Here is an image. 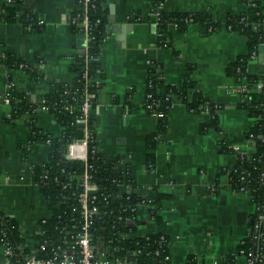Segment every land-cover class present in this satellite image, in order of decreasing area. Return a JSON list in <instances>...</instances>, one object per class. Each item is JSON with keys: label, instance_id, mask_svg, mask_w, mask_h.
Wrapping results in <instances>:
<instances>
[{"label": "crops", "instance_id": "crops-1", "mask_svg": "<svg viewBox=\"0 0 264 264\" xmlns=\"http://www.w3.org/2000/svg\"><path fill=\"white\" fill-rule=\"evenodd\" d=\"M264 5V0H257ZM76 0H0V56L10 53L26 63L43 61V78L35 80L24 71L0 66V211L19 225L24 247L33 249L41 221L51 217L47 201L32 183V167L45 162L49 148L43 143L30 145V122L22 118L8 122L11 108L2 99L9 80L18 93L32 104H39L56 83H73L71 65L83 52L84 36L74 30L71 19ZM166 13H210L219 30L208 32L198 25L180 33L170 26L169 46L158 45L157 28L150 22H132L130 15L150 17L155 6ZM6 6L18 12L31 11L45 21L39 30L29 32L17 20H2ZM108 12L99 57L103 72L99 102L91 113L100 152L114 161L122 158L131 165L135 193L147 196L146 187L169 196L163 202L161 222L147 217V207L138 209L140 235L163 233L169 238L170 264H187L194 257L198 264H216L233 253L251 235V220L257 207L248 193H235L222 177L233 168L236 155L223 153L222 139L235 141L238 153L253 155L255 144L244 139L255 120L238 107V83L227 67L248 52L244 36L229 32L226 17L243 14L242 0H104ZM161 67L167 85H181L193 70V79L204 96L223 104L220 132H202L206 116L189 112L175 103L168 116V129L155 150L156 162L147 167L146 137L155 132L156 118L144 110L149 71ZM259 74L252 61L248 68ZM257 84L255 92H260ZM46 133L60 136L62 127L51 113L38 110L30 117ZM245 259L239 258L240 264ZM0 264H7L0 244Z\"/></svg>", "mask_w": 264, "mask_h": 264}, {"label": "trees", "instance_id": "trees-1", "mask_svg": "<svg viewBox=\"0 0 264 264\" xmlns=\"http://www.w3.org/2000/svg\"><path fill=\"white\" fill-rule=\"evenodd\" d=\"M76 11L72 17L77 14H87L90 20L94 23L92 30V41L89 47V55L100 57L102 48V38L104 36L105 25L108 21V12L103 7L104 0H93L92 3L85 5L84 0H76ZM247 4V10L243 14H229L226 17V27H232V32L244 36L247 40V54L240 56L236 62L230 64L226 72L229 76L235 78L238 84L246 83L248 92L241 93L240 97L242 102L238 105L239 108L245 110L250 118L255 120L254 125L245 134L244 139L252 141L255 144V151L253 155L238 153L234 148L235 141L227 138L221 140L219 147L223 153L235 154L236 163L233 168L225 169L222 172V177L226 180L227 187L235 193L247 192L253 202L256 204L257 210L251 222L252 233L250 237L241 243L237 249L224 258L219 264H238V256L241 251L247 255L250 254L259 264H264V224H261V216L264 215V74H252L249 72V65L259 55L260 46L264 44V5L259 1H254L255 6L249 0H242ZM159 7L156 5L152 14L155 13ZM5 22L14 23L17 20L27 26L36 21V16L31 11L18 12L11 6H6ZM100 20L98 24H95ZM151 16L144 18L140 14H134L130 20L132 22H150ZM198 25L202 29H206L212 33L220 28L219 22L212 20L211 14L206 13H193V12H172L166 13L161 11L158 25V45L161 47L169 46L167 40L170 39L171 33L170 26H173L180 33H185L188 26ZM74 30L82 34L81 27L73 24ZM39 30V29H38ZM41 61V60H40ZM39 61H37L38 63ZM0 66L5 67L7 70L16 71L20 70L23 66V71L35 80L43 78V72L34 68L32 63H26L17 60L12 54L6 53L0 56ZM86 58L83 54L75 57L74 63L71 65L72 72L76 73V79L73 83H56L51 87L45 99L50 107V113L56 118L57 123L63 128L60 136H55L50 133L44 132L36 126V123L30 116H33L38 110V104L29 103L23 94L17 92L13 87L10 91V108L11 113L7 121L14 123L15 121L28 118L30 122V143L36 141H50V151L47 162L35 165L32 172V183L38 185L41 194L47 198L49 209H54V205L58 202L61 195H70L73 189L62 190V185L74 182L80 184V178L83 176L85 167L81 161H70L66 156L64 149L61 147L62 140H68L70 133H74L75 138L81 139L83 137L82 128L76 126V120L79 112L72 115L64 110L68 104H78L82 101V91L88 89L89 92L96 94V99L93 100V108L98 105L100 90L103 86L101 83L98 87L93 83H87L83 76L85 73ZM161 67L155 66L149 71L146 93L145 96L151 95V98H146L144 108L148 115L162 113L161 118H156L157 126L155 132L146 137L147 149V167L152 168L155 166L156 155L155 150L158 147L160 138L166 134L168 129V116L177 102L186 106L187 110L193 114L208 115L206 122L200 123L202 132L215 130L221 131L219 123V114L225 105L215 102L204 96L203 92L199 89L197 82L193 79V70L189 69L183 77L181 85H167L160 73ZM99 70L102 71L100 63H92L89 65L88 75L94 76ZM103 78V72L100 74ZM11 81V80H10ZM257 84H262L260 92H255L254 88ZM65 92L68 94L65 95ZM76 97V101L73 98ZM90 129L93 135V142H90V147L97 145L98 139L94 128L93 120L90 119ZM99 157V156H98ZM97 169L93 175V182L99 185L101 191L107 190L108 192L117 191V187L112 183L115 175L120 177L124 175H131V165L126 168L118 165H110L101 162L99 159L91 160ZM64 171V173H62ZM121 176V178H122ZM131 178V176H130ZM130 183L136 188L137 184L131 180ZM147 196H141L135 193L125 196V200L117 202L116 204L105 206L100 205L99 214L94 217V225L92 232L95 234L96 241L112 243L108 245V251L113 253L117 249L115 256H123L134 254L132 260L134 264H170L169 253V238L163 233H152L146 237L138 238H123L121 232H137V225H127L124 221L123 225L116 226L114 222V214H117L120 209H125L123 212L124 219L137 216L139 205H146L147 217L154 221L156 225L161 222L160 212L163 207V202L169 196L159 193L156 188L147 189ZM152 199L149 201V199ZM124 206H120V203ZM72 207L77 208L78 211L73 213ZM81 208L79 207L75 198L70 197L69 204L61 207L60 211L45 224L42 225L44 233L35 237L38 244L48 241L50 245L63 242L64 237L57 229L59 225L58 215H63L67 212L68 215L64 221L70 224V218L74 217L77 223L80 221ZM114 210V214L111 211ZM56 213V209H54ZM119 228V230L116 229ZM0 234H5V240L11 248L12 261H18L19 246L24 242L21 236V231L18 223L0 211ZM164 237V241H162ZM157 251L159 254H156ZM29 251H25L28 254ZM47 252L40 251V257L45 258ZM111 256V255H110ZM187 264H198L196 259L192 256L189 257Z\"/></svg>", "mask_w": 264, "mask_h": 264}, {"label": "built area", "instance_id": "built-area-1", "mask_svg": "<svg viewBox=\"0 0 264 264\" xmlns=\"http://www.w3.org/2000/svg\"><path fill=\"white\" fill-rule=\"evenodd\" d=\"M93 0H84L85 5L92 3ZM252 2V6H255L253 3L256 0H249ZM248 7L247 4H245ZM161 8H159L155 13H151V19L153 25L157 27ZM134 15H130L128 20L130 21ZM100 20H97L95 24H98ZM71 24H76L81 27L82 35L84 36L85 44L83 47L82 54L86 58V66H85V73H84V80L89 84L93 83L95 86H99L102 83V78L100 74L102 73L99 70L94 76L88 75L89 65L92 63L99 62V57L97 56H90L89 55V47L92 39V30L94 23L90 20L87 14L81 15L77 14L75 17H72ZM45 25V21L37 20L34 23H31L25 26V29L29 32L36 31L42 26ZM229 32H232V27L226 28ZM257 58V57H256ZM255 58V59H256ZM254 59V60H255ZM34 68L39 69L42 71L43 69V61H39L38 63H32ZM20 71H23V66H20ZM15 87L14 83L9 80L7 84V89L2 97L4 103L10 106V91ZM248 92L246 87V83L243 82L238 84L236 87V93L239 95L241 93ZM82 101L77 105L72 103L65 106L64 110L67 111L69 114H73L75 112H79V115L76 120V126L82 128L83 137L81 139L75 138L74 133H70V138L68 140H62L61 147L64 149L65 156L70 161H81L84 163L85 171L83 176L80 178L81 183L77 184L72 182L66 183L62 185V190L73 189L70 195H61L58 199V202L54 205V209H56V213L54 209H50L51 217L48 219H44L41 221V228L39 233L36 235H41L44 233L42 225L45 224L49 219L53 218L61 209L62 206L69 204L70 197L76 199L79 207L81 208V217L80 221L77 223L74 217L70 218V224H67L64 219L68 215L67 212H64L63 215L59 214L57 219L59 220V225L57 229L61 235H63L64 240L59 244H52L50 245L48 241H44L42 244H38V242L34 238V247L33 249H28L24 247V242L19 246V259L18 261H12L11 256V248L8 246L7 241L5 240V234H0V244L4 248V254L7 258V264H134L132 257L134 254H128L123 256H115V252L117 249L113 250V253L108 251V245L112 243V240L108 242L105 241H96L95 234L92 232V227L94 225V217L99 214L100 205H113L117 202L125 200V196L128 194L135 193V188L130 181L133 180V175H124L120 174V177L115 175L112 183L116 185L117 191L108 192L107 190L101 191L99 185L93 182V175L97 172V169L91 160L99 159L101 162L108 163L110 165H118L120 167L126 168L127 165H130L126 162V160L119 158L114 161L108 160L105 155L100 152L98 143L97 145L90 147V142H93V135L90 129V119L91 113L94 110L93 108V100L96 99V94L93 92H89L88 89H84L82 91ZM68 92H65V95ZM146 98H151V95H147ZM73 101H76V97L73 98ZM39 110L45 113H50V107L45 99L38 104ZM164 114L157 113L153 114L152 117L154 118H161ZM206 117L208 115H205ZM31 117V116H30ZM63 130V128H62ZM98 139V138H97ZM98 141V140H97ZM36 143H43L48 146L50 151L51 142L50 141H36L34 143H30V145H34ZM235 148V147H234ZM236 150V148H235ZM99 156V157H98ZM47 162V160L45 161ZM32 167V172H33ZM64 173V171H62ZM122 176V178H121ZM131 176V178H130ZM36 187H38L37 184ZM149 190L150 187H146L144 191ZM247 193V192H244ZM137 194V193H135ZM45 198V197H44ZM47 201V198H45ZM152 199L150 198L149 201ZM123 202V201H122ZM119 205L122 207L124 206L123 203ZM48 204V203H47ZM146 206V205H139ZM148 208V206H146ZM72 212L75 213L78 211L77 208L72 207ZM126 211L125 209H120L117 214H114V210L111 211V214H114V222L116 226L123 225L124 221L127 225H137V232H121V237L125 238H138V237H146L148 234L140 235L138 231L139 227V220L138 216L136 217H128L124 219L123 212ZM138 214V210H137ZM69 216V215H68ZM261 224H264V215L261 216ZM150 220V219H149ZM151 222V220H150ZM154 222V221H152ZM155 223V222H154ZM119 230L118 227H116ZM155 233V232H153ZM22 236V235H21ZM162 241H164V237H162ZM25 251H29L28 254ZM40 251L47 252L45 258L40 257ZM156 254H159L157 251ZM111 255V256H110ZM244 258V264H259L252 255L246 254L244 251H241L240 256H238V264L239 258ZM219 264V263H216Z\"/></svg>", "mask_w": 264, "mask_h": 264}, {"label": "water", "instance_id": "water-1", "mask_svg": "<svg viewBox=\"0 0 264 264\" xmlns=\"http://www.w3.org/2000/svg\"><path fill=\"white\" fill-rule=\"evenodd\" d=\"M254 61L259 65V74H264V44L260 46L259 55Z\"/></svg>", "mask_w": 264, "mask_h": 264}, {"label": "rangeland", "instance_id": "rangeland-1", "mask_svg": "<svg viewBox=\"0 0 264 264\" xmlns=\"http://www.w3.org/2000/svg\"><path fill=\"white\" fill-rule=\"evenodd\" d=\"M225 108H226V106H225ZM224 108V109H225ZM145 110V109H144ZM223 110V109H222ZM146 111V110H145ZM220 115V114H219ZM206 120H208V117H206ZM207 132H217V131H215V130H210V131H207Z\"/></svg>", "mask_w": 264, "mask_h": 264}]
</instances>
